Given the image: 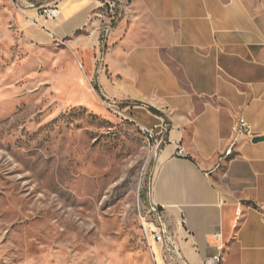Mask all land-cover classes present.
I'll use <instances>...</instances> for the list:
<instances>
[{
  "label": "crops",
  "instance_id": "1",
  "mask_svg": "<svg viewBox=\"0 0 264 264\" xmlns=\"http://www.w3.org/2000/svg\"><path fill=\"white\" fill-rule=\"evenodd\" d=\"M54 5L60 17L47 20L40 5L20 0L24 43H87L98 53L100 1ZM105 61L99 77L105 97L138 104L134 110L156 119L155 128L164 120L171 126L149 203L164 209L182 259H168L151 239L155 263L212 264L221 234V264H264V141L243 142L228 162L218 161L238 116L264 137V0H133L108 40Z\"/></svg>",
  "mask_w": 264,
  "mask_h": 264
},
{
  "label": "rangeland",
  "instance_id": "2",
  "mask_svg": "<svg viewBox=\"0 0 264 264\" xmlns=\"http://www.w3.org/2000/svg\"><path fill=\"white\" fill-rule=\"evenodd\" d=\"M99 1L115 20L95 53L27 46L20 0H0V264H156L145 218L158 156L142 126L158 121L99 85L133 0Z\"/></svg>",
  "mask_w": 264,
  "mask_h": 264
},
{
  "label": "built area",
  "instance_id": "3",
  "mask_svg": "<svg viewBox=\"0 0 264 264\" xmlns=\"http://www.w3.org/2000/svg\"><path fill=\"white\" fill-rule=\"evenodd\" d=\"M101 3L100 10L95 14V17L99 20L100 30L110 29L114 17H108L102 9L105 4ZM115 5H110V13L113 14V8ZM39 14L47 20H57L60 17V9L58 6L40 5ZM105 31V30H104ZM168 124H162L160 127H156L153 130H148L142 127L143 131L153 140V148L158 156L163 147L168 143V134L170 131ZM160 129V132H156ZM256 138L252 125L243 117L238 116L232 127V140L229 148L219 157L220 166L228 162L234 157L236 149L243 142H252ZM177 155L180 157H186V153L183 149L179 148ZM238 221L242 219V214L238 213ZM153 218V221L150 219ZM145 229L146 233L151 235L152 239L163 247V250L168 259H182L180 249L177 244L176 236L171 232L169 226L166 223L164 209L152 205L150 206L147 217L145 218ZM219 242L217 246L218 254L212 260V264H221L225 246L222 242V235L218 234L215 236ZM184 264H187L184 261Z\"/></svg>",
  "mask_w": 264,
  "mask_h": 264
},
{
  "label": "water",
  "instance_id": "4",
  "mask_svg": "<svg viewBox=\"0 0 264 264\" xmlns=\"http://www.w3.org/2000/svg\"><path fill=\"white\" fill-rule=\"evenodd\" d=\"M261 141H264V137H256V138L253 140L254 143H259V142H261Z\"/></svg>",
  "mask_w": 264,
  "mask_h": 264
},
{
  "label": "trees",
  "instance_id": "5",
  "mask_svg": "<svg viewBox=\"0 0 264 264\" xmlns=\"http://www.w3.org/2000/svg\"><path fill=\"white\" fill-rule=\"evenodd\" d=\"M150 110L152 111V112H154V113H158L155 109H153V108H150Z\"/></svg>",
  "mask_w": 264,
  "mask_h": 264
}]
</instances>
